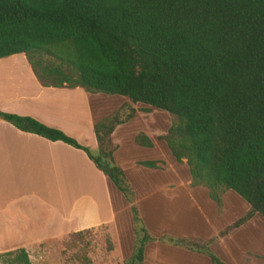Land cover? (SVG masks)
Returning a JSON list of instances; mask_svg holds the SVG:
<instances>
[{"label":"trees","instance_id":"16d2710c","mask_svg":"<svg viewBox=\"0 0 264 264\" xmlns=\"http://www.w3.org/2000/svg\"><path fill=\"white\" fill-rule=\"evenodd\" d=\"M20 53L44 86L121 95L174 116L158 138L177 162L186 159L192 184L217 202L232 190L248 205L220 237L264 218V0H0V58ZM135 112L127 104L97 120L96 150L32 117L0 112L22 131L83 150L131 203L135 239L124 264H143L156 240L113 157L112 132ZM135 140L153 146L144 133ZM166 239L226 264L209 248L215 238ZM6 254L10 264H31L24 248Z\"/></svg>","mask_w":264,"mask_h":264},{"label":"crops","instance_id":"0c3cea01","mask_svg":"<svg viewBox=\"0 0 264 264\" xmlns=\"http://www.w3.org/2000/svg\"><path fill=\"white\" fill-rule=\"evenodd\" d=\"M20 54L22 62H0V112L32 117L47 126L60 129L79 144L96 150L97 140L93 125L100 119L91 104V98L95 93L86 92L81 87L42 85L25 55ZM14 56L15 54L4 58L11 59ZM131 104L136 110L135 115L129 121L116 126L111 135L113 144L117 132L125 124L141 118L146 120L149 116L147 112L139 109L142 106L140 103ZM167 129L168 127L163 126L157 131L151 130L148 134L139 128L132 137L135 141L138 134L144 133L152 141L153 146L150 148H153L164 142L157 137L164 135ZM164 144L166 146L165 142ZM113 157L118 164L115 153ZM131 161L140 164L145 160L137 158ZM150 161H155L156 167L161 163L164 165L165 162ZM118 165L125 174V166ZM175 178L178 184L165 180L156 186L157 188H152V191L164 190L168 193L176 190L177 185H184L188 190L198 188L191 183L190 175ZM0 181L18 185L16 192L15 190L10 192L7 188L0 191V243H20L18 245L20 248L50 237L101 225L122 230L120 211L126 212L131 207V203H128L125 197L115 195L113 190L116 187L96 168L83 150L62 141H51L34 133L22 131L2 118H0ZM47 183L59 185L58 195L61 194V184L71 183L79 195L68 203L64 197L62 200L38 192L37 185ZM202 188H205L204 193L208 194V189L204 186ZM41 191H44V188ZM220 229L205 238L189 233H179L174 238L207 241ZM227 236L219 237L218 241H223ZM155 237L157 239V236ZM169 237H172L171 234ZM152 243H157V240ZM2 248L4 246H0V249ZM191 252L192 260H204L197 257L203 258V253ZM145 259L146 257L144 262Z\"/></svg>","mask_w":264,"mask_h":264},{"label":"rangeland","instance_id":"374dc122","mask_svg":"<svg viewBox=\"0 0 264 264\" xmlns=\"http://www.w3.org/2000/svg\"><path fill=\"white\" fill-rule=\"evenodd\" d=\"M20 55L22 54H15L11 59L2 58L0 62H22ZM128 100L121 95L95 93L91 98V104L98 112L99 119H102L121 106L127 104L132 106ZM140 105L138 108L147 112L149 116L146 120L136 119L120 128L115 136L113 154L115 153L118 164L125 166L126 181L133 191V203L142 224L151 235L157 236V243H150L147 246L143 264H211L208 256L204 254L203 258L197 256L204 260L194 261L191 251L174 246L163 238L169 237L170 234L176 237L179 233L198 234L205 238L219 228L221 229L213 235L214 237L212 236L215 241L209 244V248L222 261L226 264H264V218L259 214L230 231L223 241H218L219 232L241 217L248 209L247 203L234 191L227 190L219 193V202L210 197L209 190L208 194H205L206 189L202 186L188 190L184 185H177L176 190L168 193L164 190L152 191V188H157L156 186L165 180L177 183L175 176L182 178L190 174L186 159L180 163L177 162L164 142L150 148L139 145L136 140H133L132 135L139 128L149 134L151 130L157 131L163 126L169 128L175 120L174 116L164 110L155 108L153 112V109ZM157 139L161 140L158 137ZM137 158L165 162L164 165L161 163L158 167H151L155 169L152 170L149 166L131 161ZM60 187V195H58L59 185L56 183L38 184L37 190L54 198L63 200L64 197L68 203L79 195L71 183L61 184ZM3 188L16 192L18 185L0 181V191ZM43 188L44 191H41ZM113 191L115 195L124 197L117 188ZM87 208L86 206L85 209ZM131 214V209L126 212L120 211L122 230L101 225L50 237L31 243L24 249L31 264H124L132 252L133 239H135ZM18 245L20 243H0V246H4L0 249V264H10L13 256L7 255L6 252L19 249Z\"/></svg>","mask_w":264,"mask_h":264}]
</instances>
